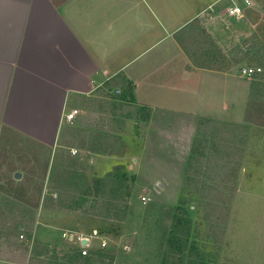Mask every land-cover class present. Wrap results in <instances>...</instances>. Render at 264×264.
Listing matches in <instances>:
<instances>
[{
    "label": "rangeland",
    "instance_id": "1",
    "mask_svg": "<svg viewBox=\"0 0 264 264\" xmlns=\"http://www.w3.org/2000/svg\"><path fill=\"white\" fill-rule=\"evenodd\" d=\"M230 1H219L210 8L216 15L209 9L178 36L193 65L216 72L209 79L215 118L203 117L187 158L175 161L178 169L160 170L146 160L140 174L125 170L120 175L116 165L97 177L79 155L85 159V147L111 138L72 128L80 124L74 125L76 119L67 121L71 127L63 131L67 145L77 147L75 155L63 147L52 158L51 147L2 130L0 259L21 264H264V0H252L253 7L240 19L218 13ZM244 67L261 71L241 75ZM113 89L106 86L98 106L105 114L136 117L137 110L119 103ZM15 172L21 177L15 178ZM58 211L77 224H55ZM91 217L99 218L96 230L106 233L109 243L82 257L74 240L78 233H92L79 227L84 221L89 225ZM184 218L191 224L186 251L179 254L177 246L169 248V232L182 229ZM193 240L195 248L190 247Z\"/></svg>",
    "mask_w": 264,
    "mask_h": 264
},
{
    "label": "crops",
    "instance_id": "2",
    "mask_svg": "<svg viewBox=\"0 0 264 264\" xmlns=\"http://www.w3.org/2000/svg\"><path fill=\"white\" fill-rule=\"evenodd\" d=\"M219 1L0 0V135L9 129L47 145L54 158L57 148H73L64 141L71 127L65 114L78 108L74 125L80 124L72 128L121 136L126 145L123 153H113L111 141L101 145L106 152L91 149L94 143L82 150L97 177L116 165L140 174L146 160L178 169L175 161L187 158L199 120L216 112L209 95L216 72L193 65L178 36ZM117 80L132 86L133 102L124 103L147 108V121L98 106ZM121 87L113 93L120 96ZM53 215L55 224H77L64 212ZM97 219L79 227L99 230Z\"/></svg>",
    "mask_w": 264,
    "mask_h": 264
},
{
    "label": "trees",
    "instance_id": "3",
    "mask_svg": "<svg viewBox=\"0 0 264 264\" xmlns=\"http://www.w3.org/2000/svg\"><path fill=\"white\" fill-rule=\"evenodd\" d=\"M116 85H118V84L116 82L112 81V83H110L109 87L112 88V87H114ZM118 99H119V103H124V102L132 103L133 102L132 86L130 84H126V85L122 84L121 94H120V96H118ZM125 105H128V107L133 108L134 110H137V115H136V117H133V118H135L137 120H141V121H147L148 120V118H149V110L147 108L141 107V106H135V105H132V104H125ZM202 119L203 118H201L199 120V123H198L199 125H200V122L203 121ZM104 141H106V140H104ZM110 141L113 142V144H117V146L112 147L113 148V153H115V152L123 153L124 152L125 145H124V142L122 141L121 136H114V137H112V139H110ZM94 144H96V143H94ZM105 144L109 145L110 142L107 140L106 142H104L101 145H105ZM101 145L99 144V145H96L94 147L92 146L91 149L98 150V151H101V152H106L107 149L102 148ZM125 170H126V168H125L124 165H117L116 166V171H118L120 175L124 174ZM121 178L125 179V176H122ZM100 182H101V180H99L98 183L96 182L94 184L95 185L94 187H95V189L97 191L99 189L98 185H99ZM178 201H179L180 205L184 204V202H185V201H183V199L181 197L179 198ZM178 220H179V222L177 223V225L180 224V219H178ZM173 223H174V221H173ZM190 224H191V220L189 218H184V224L182 226V229H180V230L176 229V230H173V231H171L172 229L169 230V231H171V233L169 232V235H170L169 248L171 247V249H172V247L177 246L178 247L177 251H179V254L181 252H183V251H186L185 250L186 245L183 244V243L187 242L185 237L188 236V233H189V230H190ZM196 242L197 241L193 240V242L191 243L190 247H192L194 245V248H195ZM168 252H172V251H170V249H169ZM176 254L178 255V253H176ZM199 264H208V263L205 262V260H203Z\"/></svg>",
    "mask_w": 264,
    "mask_h": 264
},
{
    "label": "built area",
    "instance_id": "4",
    "mask_svg": "<svg viewBox=\"0 0 264 264\" xmlns=\"http://www.w3.org/2000/svg\"><path fill=\"white\" fill-rule=\"evenodd\" d=\"M253 7L252 0H243L242 4L238 3L235 0H231L229 4H227L222 10L218 11L221 13L223 17L228 19H240L246 16L247 10ZM255 8V7H254ZM211 10V9H210ZM212 14L215 15L217 12L215 10H211ZM261 71L260 67H244L242 68L241 75H253ZM120 91L116 89L115 93L118 94ZM78 108H71L66 114L65 118L67 121L72 122L75 120L76 116L79 114ZM72 155L77 153V149H70ZM146 197H142L144 201ZM22 236V235H21ZM95 240L98 241V244L95 245ZM74 242L78 245L77 251L80 256H90L91 252L95 251V249H102L106 247L109 243V238L105 235L98 233L96 229L92 230V233L89 235L78 234L75 237ZM95 248V249H94Z\"/></svg>",
    "mask_w": 264,
    "mask_h": 264
},
{
    "label": "water",
    "instance_id": "5",
    "mask_svg": "<svg viewBox=\"0 0 264 264\" xmlns=\"http://www.w3.org/2000/svg\"><path fill=\"white\" fill-rule=\"evenodd\" d=\"M15 178H20L21 177V175H20V173L19 172H15ZM158 185L159 186H162V184L160 183V182H158Z\"/></svg>",
    "mask_w": 264,
    "mask_h": 264
}]
</instances>
